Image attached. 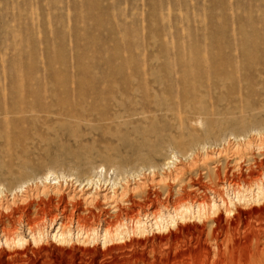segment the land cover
Returning <instances> with one entry per match:
<instances>
[{
  "label": "rangeland",
  "instance_id": "obj_1",
  "mask_svg": "<svg viewBox=\"0 0 264 264\" xmlns=\"http://www.w3.org/2000/svg\"><path fill=\"white\" fill-rule=\"evenodd\" d=\"M259 186L264 0H0V264H264Z\"/></svg>",
  "mask_w": 264,
  "mask_h": 264
},
{
  "label": "bare ground",
  "instance_id": "obj_2",
  "mask_svg": "<svg viewBox=\"0 0 264 264\" xmlns=\"http://www.w3.org/2000/svg\"><path fill=\"white\" fill-rule=\"evenodd\" d=\"M51 174V173H50ZM47 175L44 179L46 180V181H48L49 179H50V176L51 175ZM59 182V181H58ZM263 190H264V188L263 187H260L259 186V188H258V192H257V197L258 198H260L261 196H263L264 194H263ZM90 196V195H89ZM224 201V200H223ZM231 202V201H230ZM224 203V202H223ZM233 203V202H232ZM231 204V203H230ZM204 209V208H203ZM214 211L217 209V205L214 203L213 204V208H212ZM199 210L201 211V209L199 208L198 209V212H199ZM184 212H186V213H188L189 211H190V209L189 208H185L184 210H183ZM160 217H162V216H160ZM159 217V218H160ZM161 220H163V219H161ZM164 221V220H163ZM162 221V222H163ZM158 222V221H157ZM134 224V223H133ZM144 224H146V223H144V222H142L141 220H138L137 222H136V228H137V230H142L143 229V227H144ZM169 224H171V225H173V226H175L176 224H178V223H176V220L174 219V218H172L171 219V222L169 223ZM157 225H159V224H157ZM134 227V228H135ZM160 227V229L161 228H163V229H167V227H168V223L167 224H164V222L161 224V226H159ZM61 228V227H60ZM59 228V229H60ZM111 233V232H110ZM110 233H108L107 231L105 232V238H107V236H110ZM40 235V234H39ZM55 236H57L60 240H62V241H68V238L71 236V233H70V231L69 230H67V229H64V227H63V230L62 229H60V231H58L57 232V235H55ZM23 239H21V240H19V242L20 241H22ZM70 240V239H69ZM218 259H220V258H218ZM223 261V260H222ZM204 263V262H203ZM234 263V262H233ZM211 264H212V262H211ZM214 264H222L221 263V260H216L215 262H214ZM227 264H228V262H227ZM248 264V263H247Z\"/></svg>",
  "mask_w": 264,
  "mask_h": 264
}]
</instances>
